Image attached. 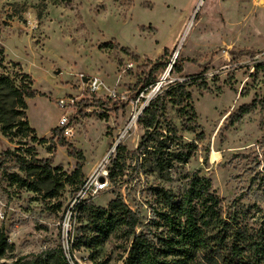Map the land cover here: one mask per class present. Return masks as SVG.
Returning <instances> with one entry per match:
<instances>
[{"label": "rangeland", "instance_id": "obj_1", "mask_svg": "<svg viewBox=\"0 0 264 264\" xmlns=\"http://www.w3.org/2000/svg\"><path fill=\"white\" fill-rule=\"evenodd\" d=\"M111 42L132 55L104 47ZM0 46L5 61L18 63L32 78L33 88L45 95L27 100V119L39 138L50 139L51 130L58 126L64 110L56 101L75 98L68 115L73 137L65 141L81 151L83 160L58 147L62 135L35 146L39 159L51 158L52 167L68 176L80 163L83 183L108 171L118 143L126 149L122 172L116 170L115 182L107 179V189L90 197L89 203L106 208L120 198L140 216L137 233L145 232L154 201L151 189L163 186L176 194L183 184L180 173L198 170L211 180L225 208L237 202L248 208L252 224L264 219V115L256 108L235 119L242 106L264 99V70L256 68L264 52V0H0ZM165 49L168 65L154 73L149 62L160 58ZM176 57L182 73L166 74ZM4 66L10 74L18 71ZM148 72L157 81L142 92ZM199 75L206 88H199V82L187 89L203 133L196 152L181 170L170 173L169 181L140 172L133 152L143 129L131 124L129 102L107 100L106 89L115 88L131 99L141 93L151 98L182 77ZM91 76L102 82L98 96H89L82 88V78ZM165 116L183 143L195 142L199 130L183 131L171 105ZM14 148L0 134V152ZM10 173H19L13 163L1 167L0 227L11 250L0 263L30 260L44 249L62 246L77 264H92L89 249L71 250L68 243L76 229L86 224L81 212L68 211L76 187L65 185L58 198L44 199L11 185ZM128 247L113 235L94 249L93 257L97 262L120 264Z\"/></svg>", "mask_w": 264, "mask_h": 264}, {"label": "trees", "instance_id": "obj_2", "mask_svg": "<svg viewBox=\"0 0 264 264\" xmlns=\"http://www.w3.org/2000/svg\"><path fill=\"white\" fill-rule=\"evenodd\" d=\"M69 3L70 0H60ZM105 48H119L126 55H132L127 48H121L111 42ZM163 55L149 62L154 73L165 70L168 62ZM135 62L137 56H132ZM5 51L0 46V134L10 145L16 148L0 152V169L6 163H13L19 173L7 174L8 181L18 189L38 193L44 199H56L65 185L76 187L82 183V165L78 163L71 175H65L59 168L52 167L51 158L39 159L36 145H44L53 141L61 130H51V138H39L27 119V100L35 96H45L33 88V80L29 74L23 73L20 65L5 61ZM5 64L18 71L8 73ZM256 68L264 70V64ZM181 60L176 57L171 65L170 73L181 74ZM156 77L148 72L143 80V90L154 86ZM203 76L182 77L175 81L162 93L151 97L141 111L137 124L143 129L140 141L133 152L140 172L154 174L158 179L169 181L170 173L181 170L197 150L196 143L202 141L201 126L196 122V111L191 102V93L187 90L197 86L206 88ZM98 105V102L91 104ZM90 105V106H91ZM171 105L182 121V130L195 133L196 140L185 144L178 134L177 128L166 119L167 106ZM258 108L264 115V99L254 100L250 105L242 106L235 119L250 114ZM264 126V120L261 122ZM58 147L66 148L68 156L83 160L81 151L67 143L64 138L57 140ZM117 154L110 162L107 179L115 182L116 170L122 172L126 149L120 143L116 146ZM208 153L203 163L206 164ZM23 174V176L21 175ZM183 181L175 194L163 186L151 189L154 197L150 205L151 217L145 225L146 231L137 233L141 227L140 216L132 211L118 197L111 200L106 208L96 207L91 203L80 205L86 224L75 231L72 250L81 248L91 251L92 264L97 262L93 257L94 249L111 236L117 235L129 245L125 257L120 264H264V219L259 224L249 222L247 209L237 202L227 208L223 199L212 189L211 180L200 175V171L180 173ZM264 185V180H261ZM264 191V188H263ZM11 250L5 233L0 227V259ZM4 264V263H0ZM11 264H77L67 258L61 246L42 250L30 260H16Z\"/></svg>", "mask_w": 264, "mask_h": 264}, {"label": "built area", "instance_id": "obj_3", "mask_svg": "<svg viewBox=\"0 0 264 264\" xmlns=\"http://www.w3.org/2000/svg\"><path fill=\"white\" fill-rule=\"evenodd\" d=\"M257 63L264 64V52H263V57H260ZM82 79L84 80V78ZM82 88L84 89V92L87 93L89 96H98L99 93H101L103 90V85L102 82L97 77L91 76V77H87L85 82L84 81L82 82ZM104 96L106 97L107 100H112L115 102H121V103L129 102V104L132 106V114L130 121L131 124L134 125H136L137 119L141 111L144 109V107L147 105L150 99L143 96L142 93L137 95L136 97L134 96L131 99L127 94L121 93L115 88L106 89V93L104 94ZM74 104H75L74 97L62 98L56 101V105L62 110H64L62 116L58 120V126H57V128L61 130V135L64 139H70L73 137V128L72 126L69 125L68 115ZM106 175L107 172L104 171L102 174H98L94 178H90V180L84 181V183L79 187V189L75 192L73 196L71 205L68 208L70 214L78 213V209L80 205H85L89 203L88 200L90 197L94 198L100 192L107 189L108 180ZM101 178H103V181H100ZM73 239L74 238L72 236L68 238V243L71 247V250H72ZM64 252L67 256L68 252H66L65 250Z\"/></svg>", "mask_w": 264, "mask_h": 264}, {"label": "water", "instance_id": "obj_4", "mask_svg": "<svg viewBox=\"0 0 264 264\" xmlns=\"http://www.w3.org/2000/svg\"><path fill=\"white\" fill-rule=\"evenodd\" d=\"M170 69H171V66H169V68L166 70V74H169L170 72ZM87 78H84V82L86 81ZM100 181H103V178L100 179Z\"/></svg>", "mask_w": 264, "mask_h": 264}]
</instances>
